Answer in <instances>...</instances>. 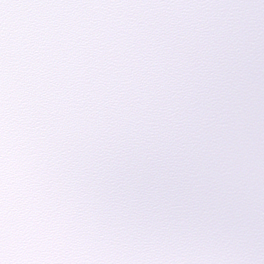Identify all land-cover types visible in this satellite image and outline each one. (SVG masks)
Segmentation results:
<instances>
[{"label":"clouds","instance_id":"obj_1","mask_svg":"<svg viewBox=\"0 0 264 264\" xmlns=\"http://www.w3.org/2000/svg\"><path fill=\"white\" fill-rule=\"evenodd\" d=\"M264 0H0V264H264Z\"/></svg>","mask_w":264,"mask_h":264},{"label":"snow or ice","instance_id":"obj_2","mask_svg":"<svg viewBox=\"0 0 264 264\" xmlns=\"http://www.w3.org/2000/svg\"><path fill=\"white\" fill-rule=\"evenodd\" d=\"M262 218H264V216H262Z\"/></svg>","mask_w":264,"mask_h":264}]
</instances>
